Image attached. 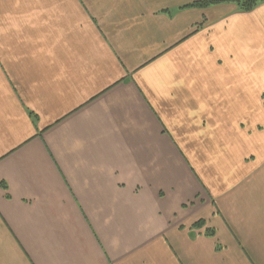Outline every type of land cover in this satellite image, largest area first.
<instances>
[{
  "label": "crops",
  "instance_id": "obj_1",
  "mask_svg": "<svg viewBox=\"0 0 264 264\" xmlns=\"http://www.w3.org/2000/svg\"><path fill=\"white\" fill-rule=\"evenodd\" d=\"M195 1L0 0V264H264V2Z\"/></svg>",
  "mask_w": 264,
  "mask_h": 264
},
{
  "label": "trees",
  "instance_id": "obj_2",
  "mask_svg": "<svg viewBox=\"0 0 264 264\" xmlns=\"http://www.w3.org/2000/svg\"><path fill=\"white\" fill-rule=\"evenodd\" d=\"M218 1H208V0H202V1H195L190 3L187 6H199V7H204L207 6L208 4H214L217 3ZM264 0H236V4L238 5L239 10L247 12L252 10L254 7H256L258 4L263 3ZM0 186L2 188L6 187L5 182H0ZM203 225V220H198L193 224L194 227H199ZM206 234L211 235L213 233V230L209 229L205 231Z\"/></svg>",
  "mask_w": 264,
  "mask_h": 264
},
{
  "label": "rangeland",
  "instance_id": "obj_3",
  "mask_svg": "<svg viewBox=\"0 0 264 264\" xmlns=\"http://www.w3.org/2000/svg\"><path fill=\"white\" fill-rule=\"evenodd\" d=\"M260 45H261V43L260 44L257 43V44H253V46L251 47L252 64L254 66V71H256V72H258V70H256L257 64H255L256 61L258 60L256 58V56L259 55V56L264 57V42H263V46L262 45L260 46ZM246 66H248V65H246ZM258 69H259V72L261 73V76H259V78L262 80H260L258 84L254 85L253 86L254 88H257L258 86L264 84V66L262 68L258 67ZM260 94H261L260 98L264 99V91H262ZM252 117L255 120L262 119L264 117V110H262L261 112H258L257 114L253 113Z\"/></svg>",
  "mask_w": 264,
  "mask_h": 264
}]
</instances>
